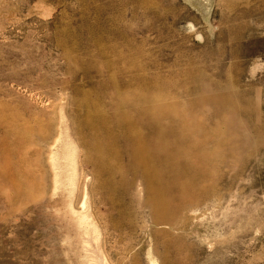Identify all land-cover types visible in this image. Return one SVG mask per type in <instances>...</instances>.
<instances>
[{"label": "rangeland", "instance_id": "1", "mask_svg": "<svg viewBox=\"0 0 264 264\" xmlns=\"http://www.w3.org/2000/svg\"><path fill=\"white\" fill-rule=\"evenodd\" d=\"M126 53L180 103L232 80L248 101L197 109L218 171L197 179L173 228L155 223L137 178L125 193L135 226L113 229L75 134L80 89L113 94V61L124 80L139 72ZM195 69L201 82L189 84ZM0 107L58 131L29 149L34 198L9 186L0 195V264H264V0H0Z\"/></svg>", "mask_w": 264, "mask_h": 264}, {"label": "bare ground", "instance_id": "2", "mask_svg": "<svg viewBox=\"0 0 264 264\" xmlns=\"http://www.w3.org/2000/svg\"><path fill=\"white\" fill-rule=\"evenodd\" d=\"M227 1L235 5L244 0ZM122 58L124 67L139 72L124 80L123 75H118V63L113 61L108 64V69L116 73L111 77L116 87L113 94L80 89L76 119L79 128L75 134L86 150L85 161L93 166L104 198L111 206L113 229L122 232L127 226H135L125 193L137 178L147 188V205L155 223L173 228L180 212L192 205L197 196V179L218 171L219 145L211 147L207 139L211 130L200 121L197 109L211 107L218 112L224 106L241 108L248 101L239 96L232 80L211 85L207 92L199 91L197 85L196 101L180 103L173 99L169 82L141 74L143 65L138 58H130L127 53ZM202 73L197 69L190 71L188 83L198 82ZM122 81L125 84L121 85ZM48 122L34 127L21 125L16 117L8 118L0 107V127L4 131L0 134V195L4 196L9 186L21 199L34 198L38 178L29 149L36 139L49 143L58 137L55 121L50 118ZM163 235L168 246L171 242L166 233Z\"/></svg>", "mask_w": 264, "mask_h": 264}]
</instances>
